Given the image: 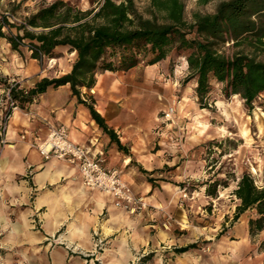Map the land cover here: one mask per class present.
I'll use <instances>...</instances> for the list:
<instances>
[{
  "label": "rangeland",
  "instance_id": "obj_1",
  "mask_svg": "<svg viewBox=\"0 0 264 264\" xmlns=\"http://www.w3.org/2000/svg\"><path fill=\"white\" fill-rule=\"evenodd\" d=\"M52 1L26 0L19 17ZM66 1L83 10L100 2ZM220 1L223 0L199 5L197 0H185L186 19L191 21L194 12L214 13ZM139 5L143 7L145 0H140ZM239 49L227 43L222 51L232 55ZM59 51L61 58L41 63L31 58L27 47H22L19 54L0 40L1 147L13 113L22 109L12 111L3 132L10 109V88L17 85L30 89L37 76L65 75L76 58L66 49ZM258 59L264 61V54ZM32 68H38L36 77L23 79L19 74ZM189 77L186 57L176 53L155 65L141 63L126 72L97 76L98 86L90 93L95 96L97 92L101 99L115 98L120 104L111 109V114L117 117L120 135L128 138L127 145L136 153L133 176L140 188L133 185V189L149 198L150 204L148 211L131 215L137 221L132 235L122 231L116 236L120 241H129L135 239L134 230L137 231L141 246L132 264L151 253L154 256L147 264H264V233L251 237L248 230V221L255 212H246L233 221L239 204L234 191L242 175L250 173L258 186L264 185V93L255 110L249 112L239 96L226 98L221 84L212 81L210 109L202 108L196 81ZM170 107H175L173 120L164 122ZM150 179L154 187L144 194L142 189ZM215 181L222 185L217 197H211L206 189ZM96 243L102 252L109 244L98 236ZM190 244H196V248L183 255L175 253L176 248Z\"/></svg>",
  "mask_w": 264,
  "mask_h": 264
},
{
  "label": "trees",
  "instance_id": "obj_2",
  "mask_svg": "<svg viewBox=\"0 0 264 264\" xmlns=\"http://www.w3.org/2000/svg\"><path fill=\"white\" fill-rule=\"evenodd\" d=\"M25 1L0 0V40L19 54L22 47H27L31 58L41 63L61 58V49L75 53L76 59L70 72L61 77L43 78L30 89L17 85L10 88L11 98L25 108L48 89L69 85L78 103L88 108L111 142L128 156H132L129 149L98 112L90 93L99 74L126 72L141 63L155 65L176 53L186 57L189 79L196 81L202 108L210 109L212 81L221 84L226 98L239 96L249 112L255 110L264 93V61L258 59L264 54V0H223L214 13L194 12L191 21L185 16V0H145L143 7L140 0H100L87 10L66 0H54L19 17ZM209 1L197 3L205 5ZM227 43L240 49L227 55L222 51ZM220 185L219 181L209 184L207 195L217 197ZM234 195L239 204L233 221L254 211L255 216L248 221L249 235L264 233V185L258 186L246 172ZM194 248L196 244H190L176 248L175 253ZM153 256L142 257L138 264H147Z\"/></svg>",
  "mask_w": 264,
  "mask_h": 264
},
{
  "label": "crops",
  "instance_id": "obj_3",
  "mask_svg": "<svg viewBox=\"0 0 264 264\" xmlns=\"http://www.w3.org/2000/svg\"><path fill=\"white\" fill-rule=\"evenodd\" d=\"M72 56L76 58L75 53ZM19 74L30 79L38 75V68ZM37 77L33 87L45 78ZM97 86L98 81L93 90ZM94 97L96 109L132 156L118 150L88 108L78 103L69 85L48 89L34 103L13 113L5 143L0 146V264L133 263L141 246L137 231L131 241H120L116 235L122 231L132 235L136 218L115 207L110 195L85 187L75 168L45 159L36 147L50 126L63 124L73 141L94 155L101 154L108 168L119 170L132 187L140 188L133 176L136 153L127 145L128 138L120 135L117 117L111 114L119 104L117 99H101L97 92ZM117 110L122 111L118 106ZM1 139L0 135V143ZM153 185L149 180L142 189L144 194ZM97 236L109 243L103 252L96 243Z\"/></svg>",
  "mask_w": 264,
  "mask_h": 264
},
{
  "label": "built area",
  "instance_id": "obj_4",
  "mask_svg": "<svg viewBox=\"0 0 264 264\" xmlns=\"http://www.w3.org/2000/svg\"><path fill=\"white\" fill-rule=\"evenodd\" d=\"M8 100L10 109L5 117L3 132L6 131L7 119L11 118L12 111L19 108L11 96ZM174 113L175 107H170L165 112L164 122H171ZM24 138L25 134L22 135V139ZM36 147L45 159H56L75 168L85 187L110 195L118 209L130 215H140L150 208L147 199L135 192L119 170L106 166L101 154L94 155L86 146L73 141L65 125L50 126L46 138L39 141ZM168 224L170 222L166 226Z\"/></svg>",
  "mask_w": 264,
  "mask_h": 264
}]
</instances>
